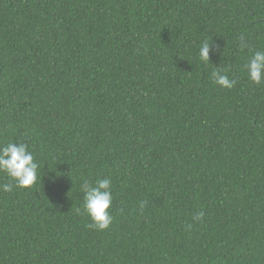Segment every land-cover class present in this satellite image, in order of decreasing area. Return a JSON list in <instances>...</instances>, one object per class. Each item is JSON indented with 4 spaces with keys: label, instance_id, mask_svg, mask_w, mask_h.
Listing matches in <instances>:
<instances>
[{
    "label": "trees",
    "instance_id": "1",
    "mask_svg": "<svg viewBox=\"0 0 264 264\" xmlns=\"http://www.w3.org/2000/svg\"><path fill=\"white\" fill-rule=\"evenodd\" d=\"M242 34L264 49V0H0V144L40 164L0 191V264H264V84ZM109 177L113 222L89 229L81 178Z\"/></svg>",
    "mask_w": 264,
    "mask_h": 264
},
{
    "label": "clouds",
    "instance_id": "2",
    "mask_svg": "<svg viewBox=\"0 0 264 264\" xmlns=\"http://www.w3.org/2000/svg\"><path fill=\"white\" fill-rule=\"evenodd\" d=\"M214 42L207 40L201 42L198 47V58L200 61L210 63V54L213 52ZM219 50V45H215ZM239 48L243 51L249 50V56L243 65L248 79L256 85L264 84V49H255L249 44L242 34L239 38ZM231 70L227 67L215 66L211 71L214 83L225 89L235 87L237 80L229 75ZM40 164L29 146L24 142L8 141L0 144V173H4L10 179L9 183L0 184V191L11 192L13 187L31 188L38 182ZM80 191L83 193V213L90 218L91 223L86 227L89 229L105 230L113 222L111 208L113 205L112 179H97L95 183L89 179L81 178ZM55 182V178H53ZM77 214H82L81 208H76ZM203 212L194 219L199 220Z\"/></svg>",
    "mask_w": 264,
    "mask_h": 264
}]
</instances>
